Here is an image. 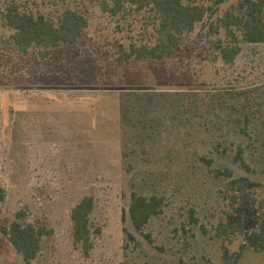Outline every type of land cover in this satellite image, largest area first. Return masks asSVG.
I'll return each mask as SVG.
<instances>
[{
  "label": "rangeland",
  "instance_id": "obj_1",
  "mask_svg": "<svg viewBox=\"0 0 264 264\" xmlns=\"http://www.w3.org/2000/svg\"><path fill=\"white\" fill-rule=\"evenodd\" d=\"M102 1L0 0V264H26L1 230L13 220L51 230L32 264H226L225 249L264 264V249L241 250L264 222V42L233 28L232 63L216 47L231 43L221 19L242 0H183L207 13L161 59L132 51L155 43L152 8L112 15ZM10 4L54 21L71 8L87 24L42 57L14 43ZM132 193L162 200L139 230ZM86 195L88 256L70 217Z\"/></svg>",
  "mask_w": 264,
  "mask_h": 264
},
{
  "label": "trees",
  "instance_id": "obj_2",
  "mask_svg": "<svg viewBox=\"0 0 264 264\" xmlns=\"http://www.w3.org/2000/svg\"><path fill=\"white\" fill-rule=\"evenodd\" d=\"M126 5L135 6L138 9L152 8L156 13L157 27L155 29V43L152 46L142 45L133 48L137 57H148L151 59L163 58L177 43L178 38L184 33L191 32L196 23L203 20L207 8L203 5L186 4L183 0H103L101 9L112 15L119 13ZM242 13L235 14L226 11L221 19V25L226 34L231 37L229 45L217 44L221 58L226 63H232L240 52L239 40L233 28H239L242 32V40L256 43L264 42V0H242L240 3ZM7 25L14 30L12 39L16 46L26 51L32 45L42 49L41 56L46 57L52 48L61 44H75L86 27L87 20L78 11L66 8L57 20L46 18L43 14L20 11L16 4H10L4 14ZM237 159L241 160L238 154ZM231 178L233 186L247 189L258 184L248 178ZM4 200V192L0 187V202ZM162 200L158 197H145L136 193L131 194L128 214L131 223L136 229H141L150 219L160 211ZM93 201L90 196H83L71 209L70 217L73 221L72 237L73 243L78 245L83 254L88 256L93 246L90 213ZM1 230L8 237L10 244L19 253L26 264H32L41 250L42 237L51 230L44 226L32 224L22 225L13 220L8 226H2ZM255 248L264 249V222L258 231H253L245 237V243ZM240 253L235 258L238 259ZM223 259L226 264H235V260H229L225 249Z\"/></svg>",
  "mask_w": 264,
  "mask_h": 264
}]
</instances>
